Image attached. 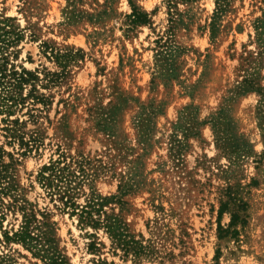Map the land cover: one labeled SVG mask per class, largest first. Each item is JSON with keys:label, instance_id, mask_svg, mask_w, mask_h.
<instances>
[{"label": "rangeland", "instance_id": "rangeland-1", "mask_svg": "<svg viewBox=\"0 0 264 264\" xmlns=\"http://www.w3.org/2000/svg\"><path fill=\"white\" fill-rule=\"evenodd\" d=\"M130 3L151 14V26H128ZM214 9L213 0H0L4 81L16 73L29 83L17 91L24 104L11 116L0 112V177L7 188L1 196L6 210L0 219V253H9L18 264H44L3 237L18 229L25 207L51 226L66 264H131L109 253L102 230L79 227L77 218L39 183L44 165L61 153L79 151L94 160L97 193L116 194L124 183L131 187L125 197L127 221L136 233L149 237L146 224L151 229L161 219L158 206L167 215L173 209L187 218L192 248L174 264H264L260 97L233 93L249 75L264 87V0H232L211 39ZM170 20L178 22L171 41L182 52L175 58L176 76L167 80L156 73L154 41L170 30ZM119 89L139 103L131 102L109 119ZM139 105L159 111L152 116L148 138L134 124ZM226 105L235 136L248 143L249 157L227 159L215 148L210 126L203 124ZM186 122L198 124L196 135L187 139ZM230 176L245 187L247 224L236 238L218 240L216 189ZM251 178L256 186H247ZM77 201L84 204V196ZM228 222L229 215H223L221 225ZM164 223L175 229L177 219L167 217ZM92 241L104 248L90 251Z\"/></svg>", "mask_w": 264, "mask_h": 264}, {"label": "trees", "instance_id": "trees-1", "mask_svg": "<svg viewBox=\"0 0 264 264\" xmlns=\"http://www.w3.org/2000/svg\"><path fill=\"white\" fill-rule=\"evenodd\" d=\"M182 1L188 2L191 0H168V3ZM215 9L209 24L210 37L213 39L218 30V22L222 15L230 8L232 0H213ZM170 5V4H169ZM131 13L126 16L128 26L130 28L140 26H151V14L142 11L132 3ZM172 26L170 30L165 32L164 36H157L154 41L156 45L155 68L156 73L164 76L169 80L176 76V55L182 52V49L171 41L173 37V25H177L176 20H170ZM264 23H261L263 25ZM261 27H256L259 29ZM3 37L0 35V39ZM4 39V37H3ZM3 42L1 39L0 43ZM260 57V55H258ZM1 58V57H0ZM4 64L0 63V112L11 116L15 110L24 104L23 100L18 97L17 91L23 85L29 84L28 80L22 76L15 77L13 73L9 81H4L5 68ZM29 73H22L28 75ZM30 75V74H29ZM253 76V77H252ZM13 80L10 82V80ZM36 79V78H35ZM35 79H31L35 80ZM34 88V86L31 85ZM255 92L260 97L258 106L256 107V117L259 121V128L262 131V139L264 140V87L256 83L254 75L244 77L240 86L233 93L240 95L244 93ZM32 96V95H31ZM34 100H39L38 96H32ZM230 100H227V104ZM133 102L138 104V100L130 96L126 91L119 89L116 91L115 103L111 105L109 119H115L118 114H121ZM218 109L212 113L208 121L203 122L210 126L215 148L220 151L227 159L240 160L241 157H249V149L244 140L235 136L232 130V122L228 118L227 107ZM141 111L135 118V127L138 132L142 133L143 137L148 138L149 127L152 116L159 113L155 106L145 107L138 106ZM189 115L183 116L187 120ZM17 121L10 122L15 125ZM188 129H185L184 138L195 136L197 125L192 122H186ZM104 127L109 126V123H104ZM18 132V131H17ZM18 134V133H17ZM17 140H22L20 135H15ZM172 141L178 140L174 137ZM179 156V151H175ZM92 160L84 156L82 152L66 156L59 154L58 158L51 161L48 165H44L38 174L40 185L48 190L49 195L56 197L61 203L62 209L67 210L71 218L76 217L79 227H89L93 230H102L109 240V253L112 256L118 257L122 262L131 264H142L143 261L154 262L155 264H174L177 259L183 258L189 250H191V233L189 232V224L187 218L179 217L173 209L170 213L164 212L163 207L158 206L155 209L161 213V219H155L153 226L150 229V223L146 224L149 231V237L145 238L142 233H136L130 223L127 221L128 211L127 206H130L125 201V197L130 192V186L124 183L119 185L116 194L102 196L94 189V181L97 177L96 171H92ZM4 177H0V219L5 218L6 207L1 196L5 195L2 188ZM224 184L217 187V238L218 240L236 238L239 235V228H243L247 224L246 212L248 204L245 197L242 196V191L245 188L240 179L235 176H230L224 180ZM257 180L250 179L247 186H256ZM87 187L85 193L84 187ZM10 187H8L9 189ZM11 187L10 190L15 191ZM83 195L84 204H79L77 199ZM118 208V212H115ZM22 221L18 229L10 232H4L3 237L6 242L18 244L28 251L33 257L39 258L44 264H66L65 257L58 251L55 245V237L52 233L51 226L45 221L41 222L36 219L35 214L21 209ZM229 215V222L224 227L221 225L223 215ZM176 218V228L172 229L164 223V219ZM10 233V234H9ZM91 237L94 238L92 234ZM104 248V244L92 241L88 249L92 252L99 253ZM175 250L178 253L175 254ZM219 249L215 251L214 259L219 258ZM0 264H18L9 253H0Z\"/></svg>", "mask_w": 264, "mask_h": 264}]
</instances>
